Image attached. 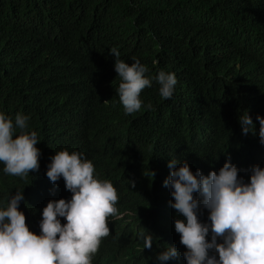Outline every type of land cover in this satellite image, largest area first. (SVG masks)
Wrapping results in <instances>:
<instances>
[{
    "label": "trees",
    "instance_id": "obj_1",
    "mask_svg": "<svg viewBox=\"0 0 264 264\" xmlns=\"http://www.w3.org/2000/svg\"><path fill=\"white\" fill-rule=\"evenodd\" d=\"M112 48L126 63L140 60L153 80L135 114L116 93ZM161 70L178 81L167 100L155 80ZM243 111L258 132L264 0H0V113L29 117L27 131L41 141L39 171L27 178L0 163V208L24 190L19 209L37 234L47 203L72 195L62 177L47 178L51 158L80 152L118 192L104 264H161L170 246L178 255L166 264H187L174 227L183 217L164 185L168 163L187 161L207 176L230 158L250 182L252 168H264V144L242 133ZM207 211L201 203L198 213ZM150 233L153 247L144 249Z\"/></svg>",
    "mask_w": 264,
    "mask_h": 264
},
{
    "label": "clouds",
    "instance_id": "obj_2",
    "mask_svg": "<svg viewBox=\"0 0 264 264\" xmlns=\"http://www.w3.org/2000/svg\"><path fill=\"white\" fill-rule=\"evenodd\" d=\"M110 55L115 57V71L121 80L116 89L120 103L126 115L135 114L143 106L142 91L153 84L146 76L149 69L138 59L124 62L116 48ZM155 80L160 97L172 98L178 82L175 74L161 70ZM256 119L258 132L252 117L243 111L239 117L242 133L258 134L264 144V116ZM28 120L18 114L13 122L0 113L3 172L22 179L40 168L37 144L41 141L36 131H27ZM177 164L180 167L176 168ZM168 167L172 170L164 185L172 190L170 206L183 217L175 220L174 227L186 248L187 264H264V168L254 166L246 183L230 158L219 172L207 176L200 170L194 173L187 161L171 159ZM46 175L54 184L62 177L71 199L47 203L37 234L19 209L24 190L17 191L7 206L0 208V264H104L106 241L113 235L114 218L119 214L117 189L110 181L96 178L94 164L80 152L56 151ZM201 203L208 210L205 214L198 213ZM143 247L152 249L151 233ZM177 255L170 246L157 259L166 264Z\"/></svg>",
    "mask_w": 264,
    "mask_h": 264
}]
</instances>
